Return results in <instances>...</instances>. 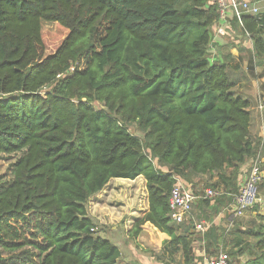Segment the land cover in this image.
Segmentation results:
<instances>
[{"label": "trees", "instance_id": "trees-1", "mask_svg": "<svg viewBox=\"0 0 264 264\" xmlns=\"http://www.w3.org/2000/svg\"><path fill=\"white\" fill-rule=\"evenodd\" d=\"M219 20L214 0H0V156L18 154L0 175L1 262L6 251L22 264H119L88 203L113 178L143 176L149 209L133 234L149 222L169 236L156 260L198 264L193 215H170L173 186L218 175L211 187L231 190L215 199L234 201L258 150L243 68L211 57ZM240 26L264 62V9ZM253 219L228 232L234 264H264V215ZM222 233L205 232L209 257Z\"/></svg>", "mask_w": 264, "mask_h": 264}, {"label": "rangeland", "instance_id": "rangeland-1", "mask_svg": "<svg viewBox=\"0 0 264 264\" xmlns=\"http://www.w3.org/2000/svg\"><path fill=\"white\" fill-rule=\"evenodd\" d=\"M257 6L261 10H263L264 2L263 1L257 2ZM232 13L233 10L231 8H228L227 14L230 15ZM228 38L230 39L228 48L232 50L233 47L237 46V44L233 41V39H231V36H229ZM243 48L246 47L244 46ZM220 52L222 55L226 56L224 57L225 61L228 60L229 62H232L231 64L235 65L236 59H234V57H232L231 54H228L225 51L223 52V49L222 51L220 50ZM214 54L216 53H214V50H212V55ZM245 56L248 64V70L243 68L244 70L243 77L242 80L239 82L238 86L236 87V90L240 93L252 97L253 106L251 107V112H252L251 129H252V134L258 139L257 142L258 150L256 157L250 159L249 163H247V166L242 170H239L238 173L236 174L237 185L241 184L246 180L247 175L249 174L250 166L254 163L255 160H257L256 158H259L261 162H264V160H262L264 158V64L261 63L260 65V62L255 61L254 60V58H256L255 56L253 57V59H252V55L250 57L249 55H247V53H245ZM255 63L257 64L255 65ZM97 106L99 107V104H97ZM129 130L138 136L141 137L143 136V132L139 130V128L135 123L129 126ZM17 157L18 154H3L0 156V175L5 176V179L10 177L11 164L15 162ZM197 181H198L197 186L194 191H196L197 194H200V192L203 191L205 187L211 186L212 184L219 182V178L218 175L216 176L206 175L198 178ZM219 188L225 190V192L231 190L230 188L226 187L222 182H220ZM105 190L108 192V194L105 195L103 198L108 197V199L103 203L104 204L107 203L108 206L99 205L98 208L99 210H101V214L104 217L105 216L107 217V221H109V223L105 225V223H102L99 218L98 219L97 217L95 218L98 220V227L100 228V230H104V227L108 228V226H112V225L118 226L119 233L117 236L118 238H121L123 236H126L128 228H130L131 231L133 230L131 228H133V224H135L136 222L134 218H136V216L138 215H136V213H132V209L133 210L137 209L140 212H142L144 202L146 203V196H144V192H145L144 181L139 179L135 183H133L129 181L113 180L108 183V185L105 187ZM260 194H264V187L263 188L259 187V195ZM132 197H137L138 205L133 206L135 204L134 202H133L134 204L132 203L133 205H131ZM147 202H148V192H147ZM256 204L258 206V209H260L262 202L259 201ZM232 205H234V201L231 199L229 195H224L221 198L211 200L210 206L208 207H206L205 205H201L199 201L194 204L193 210L191 211V215H193L194 218L193 231H194V237L196 238L194 246L196 250L195 251L196 260H198V263L202 262V264H204L205 258L209 257V255L212 254L213 252L210 251L209 255L204 254L203 252L202 242L204 240L205 232L208 230L209 227L213 225L217 226L218 233H220L221 231L223 232L225 231L224 233H222L220 237V240H223L222 243L231 241L232 237H230L229 234L227 235L226 231L228 228H229L228 232L234 229L233 227L228 226V224L230 223L229 216L233 214ZM199 206H201L202 210H204L203 214H201V218L199 217L200 213L198 212ZM91 207H92V201L90 200L88 203V211L90 212L91 216H94L91 213ZM254 210L256 209L250 208L249 210L246 211V213L243 216H241V218L235 216L234 220L235 219L236 220L233 222L234 226L236 224H247V225L251 224V221L254 220L253 219L254 217H252L250 211H254ZM131 214H135V215H131ZM128 223L130 225H128ZM99 235L102 237H106L105 234L102 233L101 231L99 232ZM130 243L131 242H128V245ZM231 249L232 246L223 248V250L227 252ZM12 254H13L12 252L9 253L6 251H2L1 255L6 259L5 261L2 262L0 261V264H22L18 262V260L16 259L13 260L9 259V256ZM126 257H129V255H127ZM167 258L171 260L169 261L171 264H177V261L178 260L180 261L179 254L176 257L177 258L176 260L174 258L171 259L170 256L166 257V259ZM161 262H163L164 264H170L167 263L165 259H162ZM121 263L122 262H120V264Z\"/></svg>", "mask_w": 264, "mask_h": 264}, {"label": "crops", "instance_id": "crops-1", "mask_svg": "<svg viewBox=\"0 0 264 264\" xmlns=\"http://www.w3.org/2000/svg\"><path fill=\"white\" fill-rule=\"evenodd\" d=\"M216 28H218V29L214 33V39H213L211 47H210L211 53H212V50H214V53H216V54H214L215 59H221V60L225 61L224 57H226V56L222 55L220 52V50L222 51V49H223V52L225 51L226 53L231 54V56L234 57V59H236L235 64H238L242 68L248 70V64L246 61L245 53H247V55H249L250 57L252 55V59L254 57V55H253V53H254L253 52V43H252L251 38L245 35L240 24L233 22L231 19H227L226 22L221 23L219 27L217 25ZM229 36H231V39H233V41L237 44V46L233 47L232 50L228 48L229 47L228 44L230 43V39L228 38ZM213 44H215L216 46ZM244 46L246 48H243ZM256 58H254V60L257 62H260V65H261V63L264 64V62H262V60L260 61L259 58H257L258 60ZM226 62L232 63V62H229L228 60H226ZM256 64L257 63H255V65ZM262 160H264V158ZM247 163H249V161ZM247 163H245L243 166H241V170L247 166ZM262 163H264V162H262ZM250 170H251V166L249 169V173H250ZM139 179L144 181V188H145V192H146V190H147L146 189L147 188L146 187V180L143 176H139L136 179L113 178V179H111V181L122 180V181H129V182L135 183ZM180 180L186 183V181H184L183 179H180ZM186 185L188 187H191L192 189H195L197 186V184H195V186H193V184H191V183H189V184L186 183ZM145 192H144V196H146V203L144 202V206L142 205L143 206L142 212H140L137 209H135V210L132 209V213H136V215H138V216H136V218H134L136 221H138L140 218H142L149 209V204L147 202L148 190H147L146 194H145ZM107 194H108V192L104 188L100 193H98L97 195L93 196L90 199L92 201L91 213L94 216H91L90 212H89V214L92 217V219L94 220V222H96L97 224H98V220H97L98 218L101 220L102 223H105V225H107L109 223V221H107V217L106 216L104 217L101 214V210H99V208H98L99 205L108 206L107 203H105V204L103 203L108 199V197L103 198ZM137 200H138L137 197H132L131 205H133L134 203L135 204L133 206L138 205ZM259 201L262 202L260 209H258L257 211L256 210L250 211V214L252 215V217L257 216L258 214L264 215V194L259 195ZM234 205H232L233 214L231 216H229L230 223L228 224V226H230V227H234L233 222L236 220V219L234 220V217L237 216L236 215V207ZM131 215H135V214H131ZM95 217H97V219ZM238 217L241 218V216H238ZM128 225H130V224L128 223ZM223 225H224V222H223ZM133 227H134V224H133ZM118 229H119L118 226L112 225V226H108V228L104 227V230H101V232L104 233L105 236L108 237L111 241H113L115 244H117L119 246V248L121 249V252H122V255L120 258V262H122L121 264H137V263H139V264H164L163 262L156 260L150 254L149 250L160 251L162 246H163V241L165 239L169 238V236L166 233L160 231L158 228H156L154 225H152L149 222L145 223L142 226V231L140 232V234L135 235L137 237L133 236L134 235L133 230L131 231L130 228H128L126 236L118 238V236H117L119 233ZM131 229H133V228H131ZM228 231H229V228L227 229V235L229 234V236L232 237L231 238V241H232L234 235L228 233ZM222 232L223 231H221L220 233H222ZM231 241H229V242L227 241L224 243H222L220 241V244H222L221 246L229 247L231 245ZM128 242H131V243L128 245ZM204 254H205V252H204ZM127 255H129V257H126ZM244 257H246V260H247L249 256H248V254H245ZM244 257H242V258H244ZM208 258L209 257L205 258V260ZM120 262H119V264H120ZM198 264H202V262H200Z\"/></svg>", "mask_w": 264, "mask_h": 264}, {"label": "built area", "instance_id": "built-area-1", "mask_svg": "<svg viewBox=\"0 0 264 264\" xmlns=\"http://www.w3.org/2000/svg\"><path fill=\"white\" fill-rule=\"evenodd\" d=\"M214 1L217 2L220 12V20L216 24L218 27L221 23L226 22L227 19H231L234 16L240 20L241 24V16L243 13H257L259 11L257 4L251 0ZM228 8L233 10V13L230 15L227 14ZM216 26H214V33L218 29ZM244 33L246 36L250 37L249 32L244 31ZM211 57L215 59L214 55ZM263 181L264 167H262L261 161L257 160L252 165L251 172L247 176L246 180L240 184L239 191L236 194H233L237 216H243L248 209L253 208V206L259 202V186ZM224 193V190L220 188L208 186L203 190L202 194H197L183 181L178 179L173 186L170 195L171 218L173 221L181 223L186 219L188 214L191 213L192 208L198 199H215ZM204 264H234V260L227 251H221L218 255L211 256L206 259Z\"/></svg>", "mask_w": 264, "mask_h": 264}]
</instances>
